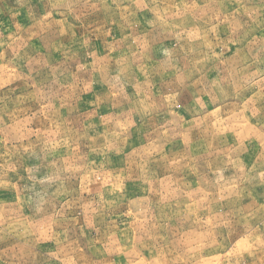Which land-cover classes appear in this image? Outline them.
I'll use <instances>...</instances> for the list:
<instances>
[{
	"label": "rangeland",
	"instance_id": "374dc122",
	"mask_svg": "<svg viewBox=\"0 0 264 264\" xmlns=\"http://www.w3.org/2000/svg\"><path fill=\"white\" fill-rule=\"evenodd\" d=\"M0 264H264V0H0Z\"/></svg>",
	"mask_w": 264,
	"mask_h": 264
}]
</instances>
